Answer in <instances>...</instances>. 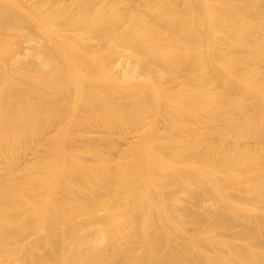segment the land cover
<instances>
[{"label":"bare ground","instance_id":"bare-ground-1","mask_svg":"<svg viewBox=\"0 0 264 264\" xmlns=\"http://www.w3.org/2000/svg\"><path fill=\"white\" fill-rule=\"evenodd\" d=\"M0 264H264V0H0Z\"/></svg>","mask_w":264,"mask_h":264},{"label":"rangeland","instance_id":"rangeland-1","mask_svg":"<svg viewBox=\"0 0 264 264\" xmlns=\"http://www.w3.org/2000/svg\"><path fill=\"white\" fill-rule=\"evenodd\" d=\"M143 125L142 122H137L130 130L129 132L127 133V135L123 138V139H118L117 138V135H114V133L112 134V139H113V142L117 145V147L119 148H127L129 145L133 144L136 140H137V132L136 130L138 128H140L141 126ZM57 127V124L54 123V124H51L47 127H45L43 129V132H42V137H41V140H40V146L38 147H35L34 150H23L20 155H19V158H18V161L15 165V168L16 169H22L24 167V165H26L27 163L31 162L34 160V158L36 157V155L39 153V151L41 150L42 148V145L43 147L47 144L48 142V138L50 137V135H52L55 131ZM93 135H94V143H98L99 141V138L101 136V132L99 129H95L94 132H93ZM108 155L111 157V158H115L117 156V152L115 151H111L108 153ZM34 237V234L33 233H28L25 237V240H29V239H32Z\"/></svg>","mask_w":264,"mask_h":264}]
</instances>
